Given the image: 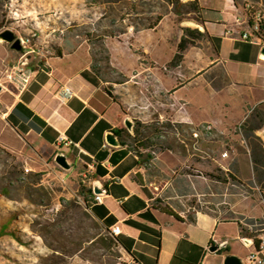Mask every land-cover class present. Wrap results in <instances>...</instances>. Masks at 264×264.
<instances>
[{
	"label": "crops",
	"instance_id": "0c3cea01",
	"mask_svg": "<svg viewBox=\"0 0 264 264\" xmlns=\"http://www.w3.org/2000/svg\"><path fill=\"white\" fill-rule=\"evenodd\" d=\"M94 1L0 0V145L19 158L31 159L33 153L69 156L77 177L88 176L90 186L99 181L106 194L101 204H89L88 212L111 237V230H120L115 238L122 259L225 264L233 257L248 264L264 231V208L243 189L203 177L209 157L206 140L192 138L186 152L138 149L143 156L139 160L125 134V146L117 149L106 144V135L125 129L128 118L144 125L166 118L172 125L204 127L209 89L220 85L245 95L248 105L263 103L264 33L260 37L249 21H264V9L234 0H193L200 23L191 30L207 39L206 46L193 40L181 65L164 75L161 63L172 62L185 34L163 62L152 44L150 50L141 42L110 41L103 80L102 72L93 69V43L87 34L108 14L105 4L98 17ZM107 26L111 29L110 20ZM7 31L16 38L36 34L34 43L47 58V67L36 71L23 95L6 81L21 58L1 38ZM144 51L151 58L141 56ZM32 65L36 67L35 61ZM61 88L71 89L74 98L63 103ZM223 97L225 106H232L229 101L235 98ZM213 162L220 163L216 157ZM221 165L219 170L230 173ZM72 181L78 190L79 182ZM243 230L255 237L244 236Z\"/></svg>",
	"mask_w": 264,
	"mask_h": 264
},
{
	"label": "rangeland",
	"instance_id": "374dc122",
	"mask_svg": "<svg viewBox=\"0 0 264 264\" xmlns=\"http://www.w3.org/2000/svg\"><path fill=\"white\" fill-rule=\"evenodd\" d=\"M235 1L238 5L250 4L264 9V0ZM94 2L98 17L103 14L105 4L110 16L100 19L95 29L87 34L93 43L95 68L102 72L103 80L105 65L109 63L106 44L110 41L133 46L141 42L150 50L152 44L157 49L156 57L163 62L175 51L185 30H191L199 21L192 7L193 0ZM108 20L111 29L107 26ZM193 38L196 46H206L205 37L195 34ZM141 56L151 58L145 51ZM160 68L164 75L173 69L164 63ZM220 87L209 89L206 126H211L213 132L202 138L207 142L209 156L207 172H202L215 174L222 164L236 178L231 185L246 191L264 208V102L248 105L245 95ZM225 94L235 98L229 101L232 106H225ZM138 105L135 108L139 111L141 103ZM143 106H147L146 101ZM186 109L185 106L180 108ZM134 123L139 134L137 143L134 139L127 140L130 145L134 149L158 153L171 148L186 152L195 129L172 125L166 118L146 125ZM142 145L144 147L140 148ZM58 155L43 158L33 153L31 159L19 158L0 145V231L9 225L7 233L0 237V264H116L123 258L119 246L91 218L86 208L90 178L77 177L69 156L71 170L60 168L55 162ZM213 157L220 161L218 166ZM71 179L79 182L78 190Z\"/></svg>",
	"mask_w": 264,
	"mask_h": 264
},
{
	"label": "built area",
	"instance_id": "2783aa9c",
	"mask_svg": "<svg viewBox=\"0 0 264 264\" xmlns=\"http://www.w3.org/2000/svg\"><path fill=\"white\" fill-rule=\"evenodd\" d=\"M251 21V20H250ZM249 21V22H250ZM252 22V21H251ZM253 23V22H252ZM254 26L251 27L255 33H257L260 37L264 30L262 31V27L264 28V21L260 18L253 23ZM20 42L21 46V58L20 62L16 64L9 74L6 76V81L14 86L16 92L19 95H23L28 92L32 83L35 80L36 71L44 66L47 67L46 56L44 55L43 50L38 47L34 41L38 39L36 34H33L31 37L25 38H16ZM247 39L246 37L244 38ZM33 56V61L36 63L32 65L31 63H24L23 60L29 56ZM59 99L65 103L74 98V94L69 88H61L58 92ZM213 128L211 126H204L197 130H193L192 136H197L199 140L203 137H209L212 135ZM227 155H225L226 157ZM63 184H66V181H63ZM93 185V184H92ZM90 186L93 192V186ZM88 204L99 205L102 202V196H96L94 193L87 195ZM120 234V230L118 228H114L111 230L112 237H118ZM116 264H141L135 257L129 259H121ZM248 264H264V231L259 236L255 249L250 253L248 257Z\"/></svg>",
	"mask_w": 264,
	"mask_h": 264
},
{
	"label": "trees",
	"instance_id": "16d2710c",
	"mask_svg": "<svg viewBox=\"0 0 264 264\" xmlns=\"http://www.w3.org/2000/svg\"><path fill=\"white\" fill-rule=\"evenodd\" d=\"M234 2L236 3V1L234 0ZM237 4V3H236ZM192 7H194V9H195V11L199 14V9H198V7H197V5H196V3L195 2H192ZM198 23H200V19H199V21H198ZM249 25L251 26V27H253L254 26V24L250 21L249 22ZM264 30V28L262 27V31ZM199 34V35H201L199 32H195V31H192V30H189V29H187V30H185V37L182 39V41H181V43L178 45V48H177V53H176V55L174 56V58H173V60H172V62L170 63V66L171 67H173V68H176V67H178V66H180L181 65V63L183 62V58H184V54L187 52V50L193 45L192 44V41H193V36L195 35V34ZM188 39H192L191 41L190 40H188ZM95 71H96V73L98 72L97 71V68H93ZM117 136H118V138L119 139H121V142H122V146H125V142H124V140H123V135L125 134L126 136H127V138L128 139H134V142L135 143H137V137H138V134H139V131H138V129H137V127L135 128V132H134V136H131L127 131H126V129H122V130H116L115 132H114ZM159 134H162V133H159ZM144 147V145H142V146H140V148H143ZM135 151H136V154H137V156H138V158H139V160H141L142 159V155L138 152V149H135ZM152 159V158H151ZM189 175H191V174H189ZM203 177H205V178H207V179H209V180H211V181H214V182H218V183H221V184H224V185H228V184H234L235 182H236V178L232 175V174H230V173H225V172H223L222 170H217L216 172H215V174H209V175H203ZM92 180H94L95 178L93 177V178H91ZM84 188V187H83ZM83 192V191H82ZM87 193L88 194H92L93 192H92V189L90 188V186L87 188ZM156 203H161L160 202V200H157L156 201ZM192 205L194 206V207H197L196 206V204H195V202H192ZM86 208H87V210L89 211V204H88V202H87V204H86ZM198 208H201V207H198ZM207 209V210H206ZM209 210H212L211 208H204V211H206V212H209ZM168 213H171V211L169 210V211H167ZM8 227H9V225L8 224H6L5 226H3L2 228H1V231H0V237H2L3 235H5L6 233H7V229H8ZM244 236H246V237H255V235H253V234H251V233H247L246 231H244L243 230V233H242ZM113 238V242L117 245V246H119V248H120V242L118 241V239L117 238H115V237H112Z\"/></svg>",
	"mask_w": 264,
	"mask_h": 264
},
{
	"label": "water",
	"instance_id": "95a60500",
	"mask_svg": "<svg viewBox=\"0 0 264 264\" xmlns=\"http://www.w3.org/2000/svg\"><path fill=\"white\" fill-rule=\"evenodd\" d=\"M1 38L6 41L7 43L11 44L12 49L16 52H21V46H20V42L16 39V36L10 32H4L1 35ZM262 56L264 57V50L262 51ZM33 60V56L29 55L27 56L23 62L24 63H31ZM125 129L126 131L130 134V135H134L135 132V123L131 120V119H126L125 123ZM106 144L114 149L117 148H121L122 147V143L120 142L118 136L114 133V132H109L106 135ZM56 164L62 168L65 171H70L71 170V164L69 163L67 157L63 154H60L56 157L55 159ZM93 193L96 196H104L106 194V191L103 189L101 183L99 181H95L93 183ZM217 248H212L210 251L215 253L217 252ZM225 264H241L240 260H238L237 258H228L226 260Z\"/></svg>",
	"mask_w": 264,
	"mask_h": 264
},
{
	"label": "bare ground",
	"instance_id": "6f19581e",
	"mask_svg": "<svg viewBox=\"0 0 264 264\" xmlns=\"http://www.w3.org/2000/svg\"><path fill=\"white\" fill-rule=\"evenodd\" d=\"M194 140H199L197 136H192Z\"/></svg>",
	"mask_w": 264,
	"mask_h": 264
}]
</instances>
